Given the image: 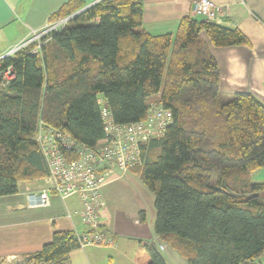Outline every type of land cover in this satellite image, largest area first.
<instances>
[{
  "label": "trees",
  "instance_id": "16d2710c",
  "mask_svg": "<svg viewBox=\"0 0 264 264\" xmlns=\"http://www.w3.org/2000/svg\"><path fill=\"white\" fill-rule=\"evenodd\" d=\"M86 0H68L49 20ZM76 22V24H71ZM217 47L248 45L236 28L183 17L175 34L142 29L141 0H99L43 43L1 62L13 78L0 85V196L47 175L33 137L39 121L93 146L105 137L98 97L114 123L141 121L147 99L172 113L162 137L143 146L131 170L154 194V232L186 264H246L264 253V183L249 173L264 164V105L247 92L223 93L219 68L199 34ZM140 219L144 214L140 213ZM79 248L73 231H58L27 257L63 264ZM137 264H166L137 243Z\"/></svg>",
  "mask_w": 264,
  "mask_h": 264
},
{
  "label": "crops",
  "instance_id": "0c3cea01",
  "mask_svg": "<svg viewBox=\"0 0 264 264\" xmlns=\"http://www.w3.org/2000/svg\"><path fill=\"white\" fill-rule=\"evenodd\" d=\"M67 1L0 0V54L27 37L30 30L45 25ZM211 1L220 7L216 24L238 29L249 42L217 47L205 32L199 34L217 62L219 89L227 94L250 93L264 105V0ZM141 5L142 29L152 36L175 34L178 22L185 16L200 19L191 13V0H141ZM131 174L140 179L136 172L129 170L109 177L102 187L105 207L101 222L103 229L113 235L115 245L81 246L71 250L63 264H137L133 255L139 241L158 248L166 264H186L155 234L152 210L148 213L121 186L110 188L119 181H130ZM249 177L254 183H264V164L252 170ZM48 186L50 181L45 175L20 181L16 193L0 196V264H35L27 257L50 242L54 232L83 231L80 203L74 196L61 199L51 192L47 205H28V194Z\"/></svg>",
  "mask_w": 264,
  "mask_h": 264
},
{
  "label": "built area",
  "instance_id": "2783aa9c",
  "mask_svg": "<svg viewBox=\"0 0 264 264\" xmlns=\"http://www.w3.org/2000/svg\"><path fill=\"white\" fill-rule=\"evenodd\" d=\"M99 0L63 17L49 20L39 29L30 30L27 37L0 54V85L14 76L9 65L1 62L16 51L33 45L31 53H38L40 46L51 35L67 26L75 16ZM220 7L211 0H191V13L202 20L218 23ZM100 105L105 137L93 146L75 140L67 132L39 121L33 141L42 155L50 186L27 195L30 207L45 206L52 192L61 199L71 196L80 203L79 220L84 229L73 231L79 247L94 244L115 245L112 234L103 229L101 212L105 207L102 187L107 179L144 164L143 146L150 140L163 136L171 123L172 113L160 103H147L146 116L133 123L116 124L101 97ZM161 248H163L160 245Z\"/></svg>",
  "mask_w": 264,
  "mask_h": 264
},
{
  "label": "rangeland",
  "instance_id": "374dc122",
  "mask_svg": "<svg viewBox=\"0 0 264 264\" xmlns=\"http://www.w3.org/2000/svg\"><path fill=\"white\" fill-rule=\"evenodd\" d=\"M87 2H91L93 0H86ZM71 24H76V22H72ZM158 101V95H153L151 96L148 100L147 103H157ZM130 178H128V180H122L119 181L113 185L110 186L111 187H115V186H121L122 189L126 190L129 195L132 197V200L135 202L140 203V205H142L147 211L148 213L152 210V212L155 214L154 211V194L141 182L140 179H138L136 176L134 175H129ZM105 189H102V192ZM246 264H264V253L259 256L258 258L254 259V261L252 262H248Z\"/></svg>",
  "mask_w": 264,
  "mask_h": 264
}]
</instances>
